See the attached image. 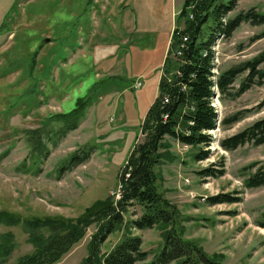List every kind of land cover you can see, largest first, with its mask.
Listing matches in <instances>:
<instances>
[{"label":"rangeland","instance_id":"374dc122","mask_svg":"<svg viewBox=\"0 0 264 264\" xmlns=\"http://www.w3.org/2000/svg\"><path fill=\"white\" fill-rule=\"evenodd\" d=\"M85 1L33 0L17 6L15 0H0V213L17 221L0 225V235L11 236L9 254L0 264L32 252L28 235L38 231L30 233L26 222L74 219L95 201L118 199L124 161L143 138L141 124L156 96L168 39L173 29L183 30L177 17L182 0L130 1L127 11L107 9L101 17L94 16L95 6L94 13L85 8ZM250 8L264 13V0H238L226 17ZM124 16L131 19L124 21ZM209 24L200 27L199 36H206ZM45 39L49 42L42 43ZM216 51L217 73L264 58V24L241 23L228 40L217 42ZM243 78L237 76L233 89ZM137 82L140 86L133 88ZM81 97L91 104L79 126L57 137L60 124L53 115L70 111ZM213 104L217 124L208 131L213 142L207 159L195 162L194 149L167 138L157 152L155 189L171 224L131 229L129 223L140 210L128 207L121 213L122 223L100 245V255L122 238L137 236L148 256L135 264H145L159 252L164 232L171 228L220 264H264V229L255 226L264 209V185L245 189L247 171L242 169L264 160V144H245L230 152L217 144L264 118V80L234 100L215 98ZM236 114L235 123H219ZM88 148L87 160L67 164L73 153ZM218 162L224 169L221 177L203 180L197 175ZM220 193L241 202L208 206L203 201ZM99 223L90 225L55 264H81Z\"/></svg>","mask_w":264,"mask_h":264},{"label":"trees","instance_id":"16d2710c","mask_svg":"<svg viewBox=\"0 0 264 264\" xmlns=\"http://www.w3.org/2000/svg\"><path fill=\"white\" fill-rule=\"evenodd\" d=\"M195 1L192 10L188 6ZM238 0H183L177 14L183 20V30L173 29L166 55L161 65V74L157 82L156 96L147 110L141 124V142L135 143L119 178L118 199L109 197L93 202L82 214L74 219L63 217L35 218L26 222V228L38 231L28 235V242L33 250L21 256L11 264H55L67 254L85 235L86 229L93 223L100 222L96 231L87 242V256L81 264H135L144 262L148 256L141 250V240L137 236H126L114 244L111 249L100 255L99 247L106 236L121 223L124 209L136 206L140 210L138 218L130 221L131 229L137 231L164 227L171 224L169 211L160 204L155 189L153 167L158 162V150L164 139H171L182 146L194 149L193 160L200 162L209 157L208 147L213 139L208 131L217 124V115L212 106L213 100H234L252 86H260L264 80V63L260 55L251 61L232 66L214 73L212 45L216 40H228L241 23L252 26L264 24V13H257L250 8L237 13L232 18L226 17ZM191 2V3H190ZM192 13V19L188 14ZM206 36H199L200 27L206 23ZM186 37L180 55L175 56L181 37ZM244 78L236 89L233 84L237 76ZM91 101L86 97L76 99L74 107L66 112L53 115L60 126L56 136H64L74 131L84 116ZM239 114L222 119L219 123L228 126L235 123ZM223 151H233L245 144L253 147L264 144V118L255 121L241 131L218 141ZM90 148L73 153L67 164L81 163L87 160ZM247 171L243 187L248 190L264 185V160L256 161L242 168ZM65 168H61L60 173ZM59 174V175H61ZM224 174L221 162L213 163L200 169L197 175L203 180L218 178ZM238 194V193H235ZM208 206L236 204L240 197L227 193L209 196L203 200ZM16 220L0 213V225L12 226ZM255 226L264 229V209L255 222ZM11 236L0 235V258L9 254ZM4 259H1L2 263ZM145 264H220L204 254L196 243L184 240L178 232L167 229L163 235L162 247Z\"/></svg>","mask_w":264,"mask_h":264},{"label":"crops","instance_id":"0c3cea01","mask_svg":"<svg viewBox=\"0 0 264 264\" xmlns=\"http://www.w3.org/2000/svg\"><path fill=\"white\" fill-rule=\"evenodd\" d=\"M20 1L17 2L15 0V3L14 4H16L17 6L20 5V3H22L24 5H27L30 2H32L33 0H23V2H20ZM102 1L104 3L100 2V0H86L84 2V6H85V8L90 6L91 7V10L93 11V13H94L93 6H95L97 8V11L94 14V16L101 17V14L106 13L107 9H114L116 11H124V12L127 11V9H128V3L130 1H132V5H134L136 3L146 5V1H144V0H108V2L106 0H102ZM170 1L172 2V0H170ZM182 2H183V0H182ZM181 5H182V3H181ZM90 17L92 19L93 14H91ZM130 19H131L130 16H124V21H129ZM127 25L130 26V23H128ZM134 30L135 29L131 28V32H133ZM11 34L12 33H10L9 36ZM168 43H169V41H168ZM167 46H168V44H167ZM166 51H167V49L164 52L165 55H166Z\"/></svg>","mask_w":264,"mask_h":264},{"label":"built area","instance_id":"2783aa9c","mask_svg":"<svg viewBox=\"0 0 264 264\" xmlns=\"http://www.w3.org/2000/svg\"><path fill=\"white\" fill-rule=\"evenodd\" d=\"M197 1V0H196ZM194 5V4H193ZM194 6H192V5H189L188 6V9H192ZM188 19H192V16L191 15H189L188 16ZM181 41H180V44H179V47H178V49L175 51V56H179L180 55V50L181 49H183V47H184V43L186 42V40H187V38L184 36V37H181V39H180ZM219 41V39L218 40H216L215 41V43L212 45V51L214 52V64H215V67H216V61H217V51H216V47H217V42ZM213 72L214 73H216V69H214L213 70ZM140 86V83L139 82H137L135 85H133V88H138ZM212 106L214 107V104H213V102H212ZM184 148H187V146H183Z\"/></svg>","mask_w":264,"mask_h":264},{"label":"water","instance_id":"95a60500","mask_svg":"<svg viewBox=\"0 0 264 264\" xmlns=\"http://www.w3.org/2000/svg\"><path fill=\"white\" fill-rule=\"evenodd\" d=\"M48 42H49L48 39H45V40L42 41V43H48Z\"/></svg>","mask_w":264,"mask_h":264}]
</instances>
